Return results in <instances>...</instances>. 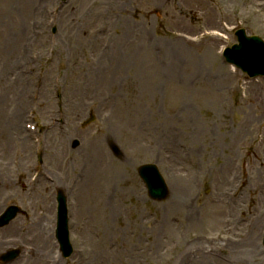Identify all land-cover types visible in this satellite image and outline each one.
<instances>
[{"label":"rangeland","instance_id":"374dc122","mask_svg":"<svg viewBox=\"0 0 264 264\" xmlns=\"http://www.w3.org/2000/svg\"><path fill=\"white\" fill-rule=\"evenodd\" d=\"M260 1L0 0V185H16L8 187L11 190L0 187V209L16 204L27 213L0 230L2 252L23 250L11 264H198L200 260L202 264L204 256L219 261L207 264H233L232 260L234 264H264V183L258 181L259 189L251 196L255 203L250 206L246 198L240 200L242 207L226 204L231 195L238 200L245 187L252 185L253 176L264 173V140L260 142L264 78L246 79L221 55L224 47L236 43V29L264 39V1ZM37 6L41 18L32 17ZM44 29L47 40H37L35 32ZM136 48L141 51V76L125 72L117 75L120 81L114 86L86 85L94 68H111L113 50L117 49L119 57ZM104 50L110 52L108 58L99 57ZM178 54L180 58H175ZM39 80L42 83L37 84ZM21 97L27 103L17 126L23 132L26 120L37 123L43 142L40 155L32 141L16 134L9 124ZM30 109L36 112L34 120L27 117ZM243 129L245 137L239 135ZM195 130L205 136L197 138ZM112 142L119 147V156ZM58 144L64 151L96 149L108 161L112 159L110 170L117 173L110 199L119 215L105 223L100 216L105 205L98 198L93 216L88 211L86 215L92 241L83 237L87 233L81 231L83 226L76 228L79 235L75 233L69 188L76 189L68 178L72 170L54 157ZM194 146L198 157L193 156ZM178 150L185 156L179 173ZM256 160L261 162L258 169L252 168ZM149 163L157 165L172 189L164 201L151 200L139 179L138 168ZM222 165L237 170L225 182L220 180ZM47 170L58 183L63 182L67 196L74 247L68 259L53 238L54 223L52 257L47 260L40 253L44 261L37 259L40 254L36 256L40 248L33 232L43 219L39 202L52 207L56 221V185L44 186L42 179L38 192L24 196L33 184L31 175ZM198 173L197 186L188 195L191 213L182 211L183 202L179 208L174 205L173 187L183 185L184 180L189 183L190 175ZM243 212L251 221L262 214L254 237L260 249L255 259L250 254H231L229 244L237 245L251 234L239 225H243L239 222Z\"/></svg>","mask_w":264,"mask_h":264},{"label":"bare ground","instance_id":"6f19581e","mask_svg":"<svg viewBox=\"0 0 264 264\" xmlns=\"http://www.w3.org/2000/svg\"><path fill=\"white\" fill-rule=\"evenodd\" d=\"M257 5H258V3H257ZM261 5L264 6V2L261 3ZM61 8L63 9L64 6H62ZM34 11L35 12L32 15V17H34V18H38V17L41 18L42 17L39 6H37ZM35 34H36L37 40H42V41L47 40L46 35H44L45 29L41 30V31H36ZM177 40H181V39H177ZM188 41H190V40H188ZM172 43L175 44V42H172ZM116 50L117 49L113 50L115 62H110V63H112L111 68H108V69L106 68V70H104V71H102L98 67L94 68V71L92 72V73H94V75L91 76L92 78L90 80H88L86 85H88L90 87H92V86L93 87L94 86L100 87V86H107V85L114 86L120 81L118 79L117 75L123 74L125 72H131V73L134 72L137 74V76H141V74L143 73V68L141 67V64L139 61V58L141 55L140 49L136 48L134 50H131V53L128 52V54H123L122 56H119V57L115 56ZM109 51L111 52L112 49ZM109 51H107V50L102 51V53H100L101 55L99 54V57L102 56V58H104V57L108 58L110 55ZM157 58L160 59L161 57L158 56ZM175 58H180V54H178L177 57H175ZM225 70H226V72L230 73L229 69H225ZM111 73L113 75V78L112 77L109 78V75ZM228 76L232 77V75H228ZM19 79L23 80V79H21V77H19ZM256 91L257 90H255L254 92H256ZM26 103L27 102L24 100L23 97L19 98L18 102H16V104H15V108L11 111L9 119H8L10 121L9 124L11 126H13L14 130L16 131V134L23 135V136L25 135V133L21 132L20 128L17 125H18L19 120H20V111L22 110V107ZM92 107H94V105ZM136 110H138V109H136ZM139 110H142V109H139ZM244 134H246L245 129L241 130L239 133V135L242 137L246 136ZM23 136L21 138L26 142V144L30 145L28 138L27 137L23 138ZM195 136L197 138H203L205 136V133H201V132L199 133L197 130H195ZM196 137H193L195 146H196V141H195ZM262 140H264V135L261 136L260 142ZM195 146L192 148V153H193V156L196 155V157H198V153H197L198 150H196L197 147H195ZM258 148H259L258 145L253 146L254 152ZM55 152H53L54 157L62 160L63 165L66 168H70V170H72L71 174L68 173V178H70V180H71L72 187L76 189L74 192L73 190H71V188H69L70 193L73 196L71 199L73 202L71 203L70 206H71V214H73L72 210H74L73 226L76 230L75 233H76V235H79L78 232L80 230H78L76 228L83 226V229L81 231H87L86 235H83V237H85L86 239L89 238V241H92L88 235L91 233L92 225L90 224L91 223L90 218L87 217L86 215H88L87 214V211H88V213H90L93 216V213L96 210V205L98 203V198H100V203L102 205H105V208H102V210L100 211V216H101V218H103V221L105 223L110 221L113 217H116L119 215L118 211H117L118 208L116 206H114L113 201H111V199H110L112 196L111 194H112L113 181H114V179L116 180V178H117V173L110 170L111 169V163L110 162H112V159L109 158V161H110L109 162L108 158L107 157L104 158L103 156H101L100 153L98 152V150L92 149L91 151H89L88 147L81 152H77V151L75 152L73 150H68V149L64 151L61 149L60 144H58L55 148ZM74 152H75V156L73 154ZM193 156H192V164L194 167L197 168L198 163L196 164L195 158L193 160ZM184 157L185 156H184L183 151L182 152H180L179 150L176 151L178 173L181 170L180 167L185 162ZM258 165L261 166V162L256 160L255 163L252 165V168L255 167V169H258L259 168ZM193 166H191V167H193ZM222 166L224 167V169H223L224 171L221 172L220 180H221V182H225V181H227L225 179L226 176L228 175V177H230V175L232 173L235 174L237 170H234V168L230 167V166L229 167H227L225 165H222ZM196 168L194 170H196ZM262 168L264 169L263 165H262ZM81 169H83V170L81 171ZM53 176H54L53 182H55V181L58 182V179L55 177L54 174H53ZM199 177H200L199 173L190 175L189 183H188V181L186 182L184 180L183 185L173 187L174 194H175V196H174L175 207L177 205V207L179 208V204L181 202H183V205L181 204L182 211L191 213L190 199L188 198V195L191 196L192 186L193 185L197 186V179ZM249 178L250 177H248V182L250 184ZM253 179H254V180H252L253 186L252 185L250 187L246 186L245 192L243 190L242 194L240 195V197L236 201L237 203L227 202L226 204L228 207H230V206L235 207V205L239 206L240 202H241L240 200L242 199L244 201L245 198L248 199V200H246L247 201L246 204H248V206L253 204L254 200H253V197H251V196L254 195V193H256L259 189L258 188V181L260 180L261 183H264V173H262V174L259 173V177L253 176ZM59 184H61V183H58L57 185H59ZM46 185H48V184L45 183L44 186H46ZM61 186H63V183ZM223 186H225V185H223ZM243 186H244V182H242L240 184L239 189H242ZM68 187H70V186H68ZM33 191L36 192L35 190H33ZM244 193H246V194L243 197ZM30 194H33V193L30 192ZM75 195H78V197H76ZM42 196L44 197V194ZM216 203H220V201L218 200L215 202V204ZM39 206L42 207L41 210H43V214H42L43 219L40 220L39 224L35 225V230L33 232L36 243L39 245V248H40V251L36 254V256H38L40 253H42V254L45 253L46 259L49 260L52 257L51 255L53 254V249H52V245H53L52 244V230H53V227H51V226L54 223V217H53L54 211H53L52 207H50L51 210L49 207H47V206L45 207L44 202L42 200L39 202ZM246 208L249 210H253V208H251V207H246ZM259 210H261V209H259ZM45 211H46V214H45ZM231 212L232 211H230V213ZM243 213L239 217V219H240L239 222H243V225L241 223H239V225L243 226V230L248 231V234L249 233H251V234H249V236L247 235L245 240L238 241L239 244H237V245L236 244H229V246L231 247L230 249L232 250L231 254L232 255H233V253H234V255L238 254V256H240V255L248 256L247 254H250V256H252L253 259H255L259 255L258 250H260V249L258 248V246H257L258 243L254 239V237H255V233L258 230L259 221L262 217V214L257 215L251 221V217L249 216V214L248 213L243 214ZM92 216H91V218H92ZM246 219H247V221H246ZM79 239H81V237H79ZM9 243L10 242H8V241L6 242L7 245ZM182 244H184V242H182ZM186 255L191 256V252L189 254H186ZM43 258L45 261V256L41 255V254H40V257H37V259H43ZM201 259L205 260L202 262V264H207L209 261L210 262H212V261L219 262L218 260H216L214 258H209L207 256L201 257ZM231 262L234 264L233 260ZM199 263L201 264V260ZM47 264H50V263L48 262Z\"/></svg>","mask_w":264,"mask_h":264},{"label":"water","instance_id":"95a60500","mask_svg":"<svg viewBox=\"0 0 264 264\" xmlns=\"http://www.w3.org/2000/svg\"><path fill=\"white\" fill-rule=\"evenodd\" d=\"M242 38L244 37L242 36ZM243 51H244L243 45H241L237 49L235 48L232 50V55L236 56L242 63L246 62V59H247L241 55ZM263 63H264V60H263ZM140 173L148 182L149 191L152 196L160 198V199H165L168 196L169 194L168 189L162 177L158 174L155 166H152V165L144 166L140 169ZM59 226H60L59 233H60L61 243L63 245V248L69 251L67 253L69 254L71 252V247L69 244L68 220H67V213L65 210L64 203L60 211V225Z\"/></svg>","mask_w":264,"mask_h":264}]
</instances>
